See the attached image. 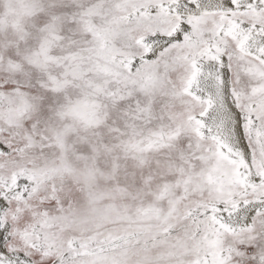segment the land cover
Instances as JSON below:
<instances>
[{"label":"snow or ice","instance_id":"obj_1","mask_svg":"<svg viewBox=\"0 0 264 264\" xmlns=\"http://www.w3.org/2000/svg\"><path fill=\"white\" fill-rule=\"evenodd\" d=\"M0 264H264V0H0Z\"/></svg>","mask_w":264,"mask_h":264}]
</instances>
